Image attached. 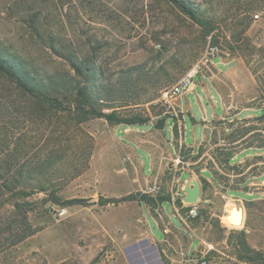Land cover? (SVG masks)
<instances>
[{"label": "rangeland", "instance_id": "rangeland-1", "mask_svg": "<svg viewBox=\"0 0 264 264\" xmlns=\"http://www.w3.org/2000/svg\"><path fill=\"white\" fill-rule=\"evenodd\" d=\"M181 1L193 4L214 23L210 35L171 0H0V58L42 79L50 96L69 99L86 86L94 105L106 113L151 118L147 125L131 127L144 131L137 134L104 119L82 121L73 108L41 111L0 73V170L9 167L19 177L17 190L28 193L13 200L29 204L24 210L34 232L0 254V264H170V258L183 251L188 254L184 264H248L237 260L228 243L233 230L244 231L250 247L264 250V185L257 178L264 175V159L229 165L216 159L218 147L211 140L203 144L201 159L194 162L190 157L181 164L176 141L175 148L166 143L173 139L175 124L181 140L179 121L183 120L187 145L208 135L198 98L206 95L204 84L212 85L203 75L216 71L220 60L196 75L195 88L177 98L176 114L159 102L165 91L191 72L209 45L230 53L224 61L242 64L252 75L244 54L254 53L251 67L259 68L264 77V14L254 19L264 4L251 10L249 0ZM246 78L253 82L251 75ZM216 82L224 90L232 88L222 75ZM261 87L259 98L245 105L263 107L264 78ZM179 105L189 108L199 123L194 124L189 114L183 118ZM203 106L210 120L207 99ZM254 113L262 116L264 111ZM218 114H223L220 102ZM163 118L167 119L164 133H156L154 125ZM234 120L231 131L229 123H215L217 135L212 139L229 147L224 140L238 127ZM199 167L217 172L223 187L206 186L196 174ZM185 169L190 176L184 175V180L195 178L202 186L196 204L183 203L184 208H195V215L176 205L185 195L180 177ZM250 179L251 184H242ZM226 188L249 195L228 196ZM126 196H169L196 240L169 225L167 216L180 224L170 202L155 209L139 199L114 202ZM75 199L84 202L67 204ZM107 200L112 203L105 204ZM238 208L244 219L236 227L232 217ZM2 217H8L6 210ZM156 218L161 228L170 230L163 242L148 235L150 226L156 230ZM192 242L193 248L200 242L197 251H187Z\"/></svg>", "mask_w": 264, "mask_h": 264}, {"label": "trees", "instance_id": "trees-1", "mask_svg": "<svg viewBox=\"0 0 264 264\" xmlns=\"http://www.w3.org/2000/svg\"><path fill=\"white\" fill-rule=\"evenodd\" d=\"M171 1L174 2L184 14L188 15L194 22L199 24L206 31L205 33L207 35H210V33L214 31V23L208 20L205 17L204 12H202L199 8L186 1ZM249 1L251 2L250 4L253 5L252 8H250L251 10L264 4V0ZM262 8L264 7L262 6L261 9ZM245 29L247 30V28ZM240 41L241 40H238V42ZM253 55L254 53L244 54L247 59V66L251 69L260 91L262 89V78L264 77L260 76L259 68L254 69L251 67L250 57H252ZM72 66L78 73H80L75 64H72ZM0 73L9 81L13 82L18 89L23 91L26 96L29 97V99H31L41 111L52 109L66 110L68 108H73L74 111H77L79 113L82 121L97 118L104 119L109 124L114 125L144 126L151 122V118L148 116L144 117L137 114L132 116H121L117 111L106 113L103 110H100L92 102L90 92L86 86H80L77 90L76 96L69 99H63V96L61 94H53L52 96H50L47 93L46 83L42 79L30 76V74L24 71L20 65L11 62L8 59L0 58ZM63 101H68V105L65 106ZM166 121L167 119L164 118L159 119L154 125L155 128L163 129ZM237 122L239 123L238 127L234 128L231 134H227L228 136L224 140L227 141L228 145H230L229 147L226 145H220L217 139H212L213 143L218 147L216 149V159L218 161L222 159L229 165H232L233 158L244 149H264V126L263 128L260 127V125L264 124V114L253 119L237 120ZM214 123H219V121ZM220 123H229L230 127L227 128V130L231 131V129L234 127L233 123H235V120L233 122L230 119H226L221 120ZM213 134L217 135V131H214ZM174 136L177 148H179L181 164L188 163L190 157L194 162L203 157V144L205 143L195 149L188 148L185 145H180V134L178 126L176 124L174 125ZM255 159H264V156H256ZM204 169L208 170L212 174L215 184L219 185L220 188H222L223 185L217 177V172H214L208 167H199L196 170V174L201 176L202 182L208 187L212 186L211 183L204 177V172H202V170ZM18 179L19 177L16 175V173H12L9 167L4 168V170H0V254L8 252L13 247L24 242L27 238L31 237L34 234L28 223L27 211L24 210V206L29 204H27V202L20 203L13 200L14 197L18 196L28 197V193L24 190H17L19 184L16 181ZM246 183L247 182H243L242 184L244 185ZM225 190L228 195L234 194V192L237 191L233 188H226ZM138 199L141 202L149 204L151 209H155L159 204L172 202V199L169 196H159L157 198H147L146 196H144V198H138L137 196H126L114 202L121 203L127 201H135ZM83 202V200L75 199L70 200L69 202H67V204L73 205ZM104 203L108 204L112 203V201L107 200ZM176 205L178 208L188 213L192 209L191 207L184 208L182 200L177 201ZM5 210L8 214L7 218L2 217ZM191 221H196V219ZM228 243L230 246H232L235 256L239 262L248 264H264V250H257L250 247L244 231L233 230L228 239Z\"/></svg>", "mask_w": 264, "mask_h": 264}, {"label": "crops", "instance_id": "crops-1", "mask_svg": "<svg viewBox=\"0 0 264 264\" xmlns=\"http://www.w3.org/2000/svg\"><path fill=\"white\" fill-rule=\"evenodd\" d=\"M215 66V65H214ZM222 66L223 68H227L226 70H222L219 67ZM216 67V71H210L212 74L211 75H203L204 77H206L210 82H211V87H208L207 85H203V91L206 94L204 97H200L198 98V102L199 105L202 109V112L204 113V118L203 121L201 122L204 129H206L209 133L208 135L203 139L202 142L199 143H194V145H187L185 143V139H184V120L183 121H179L180 122V129H181V140H180V144L181 145H185L188 148H197L200 145H202L205 142L211 141L212 137H213V133L214 131H216L217 127L215 125L214 122L219 121V120H226V119H230V120H244V119H253L256 117H259L258 115H256V113H254V110H263L264 111V104L263 107H255L254 105H250V104H246L245 103H252L255 102L259 97V91H258V84L256 82V79L254 77V75L250 74L248 68H246V66L242 65V64H237L235 63L233 60L232 61H224L221 60L219 61V63L217 64ZM245 71V72H244ZM251 75V78L253 79V82L250 81V79L246 78V76ZM223 76L226 80H228V84L232 85V88L230 89V91L224 90L220 84L217 81L218 77ZM227 84V85H228ZM229 86V85H228ZM193 88H195V85L193 84L191 89L189 91H191ZM205 99L208 100V104L210 105L212 111H211V119L208 120L207 116H208V110L207 108H204L203 106V102L205 101ZM218 100V101H217ZM244 101V102H242ZM218 102H220L222 104V108H223V114L219 115L218 114ZM188 108V106H187ZM179 112L183 113V118H185L186 114H189L190 117L193 120L194 124H198L199 122L197 121V119L192 116V113L190 111H188V109L184 108L182 109V107L179 105L178 106ZM244 112H247L246 114H244ZM167 125V121L165 122L164 128L163 129H156V133H164V130L166 128ZM128 132H133V133H137V134H142L144 133V131H139L136 129H132V126H126ZM174 129V126H173ZM165 136V135H164ZM166 143L168 145H171L174 147L175 144V136H174V130H173V139L171 140H166ZM173 155L177 154L176 149H174V152H172ZM244 154V155H243ZM242 155L241 158H239V160L235 163L232 160V165L235 164H241L251 158H254L256 156H264V149H258V148H249V149H244L242 150L240 153H238L234 158L238 157ZM233 158V159H234ZM155 161V160H154ZM158 161L156 159V167H157ZM150 166L151 168H154L155 164L153 163V158L152 156H150ZM202 172H204V177L211 183V185L215 186L217 189H221L219 185L215 184V182L213 181V177L212 174L204 169L202 170ZM184 175L190 176V170H184L181 172V179L184 180ZM254 178V177H253ZM258 178V183H260V185H264V175L257 177ZM252 181L250 179V181L247 182L248 184H251ZM254 183V181H253ZM244 188H246V186H244ZM234 194L239 195V194H245V196L247 197V195H249L248 191H235ZM234 194H230L228 196H234ZM239 197V196H236ZM172 207H173V211H174V215L175 217L178 219L179 221V226H176L172 220L167 216L168 218V223L169 225L174 229L180 232V234H184L186 236H188L191 240H196L194 239V231L192 229H187L186 227L183 226V222H185V220L181 217V215L178 213V210L176 209L174 203H172ZM163 210V209H162ZM164 212V211H163ZM156 223V230H153L150 226V230L148 232L149 237L156 241V242H163L166 239V235L167 233H169V227L166 226L164 229L161 228L160 223L158 221V219H153ZM191 230V231H189ZM157 233H160L162 235L161 238H158ZM156 234V235H155ZM200 246V242L198 247ZM198 247L193 248V242L189 245L187 251H197ZM182 254V255H181ZM181 254H177L175 256H172L170 258V264H184L185 262H187L185 260V257H187L188 254H184V251ZM184 255V257H183ZM184 258V259H183Z\"/></svg>", "mask_w": 264, "mask_h": 264}, {"label": "built area", "instance_id": "built-area-1", "mask_svg": "<svg viewBox=\"0 0 264 264\" xmlns=\"http://www.w3.org/2000/svg\"><path fill=\"white\" fill-rule=\"evenodd\" d=\"M264 14V8L260 10L259 13H255L254 19L258 20ZM231 58V54L221 50L217 45H209L206 52L200 58V60L194 65L191 72L178 82L175 86L165 91L160 98L159 102L168 110V112L177 113L176 109V100L183 93L188 92L192 85L193 79L196 75L201 74L204 70H211V67L214 66L216 59L227 60ZM159 188L156 186V192ZM191 215L196 214V209L192 208L189 212Z\"/></svg>", "mask_w": 264, "mask_h": 264}, {"label": "water", "instance_id": "water-1", "mask_svg": "<svg viewBox=\"0 0 264 264\" xmlns=\"http://www.w3.org/2000/svg\"><path fill=\"white\" fill-rule=\"evenodd\" d=\"M182 190L184 192V197L182 199V202L187 205H194L196 204L200 198L202 193V186L199 180L192 179V180H184ZM238 213H243V219H244V212L242 208H238ZM235 224H242V219L239 217V215L234 219Z\"/></svg>", "mask_w": 264, "mask_h": 264}, {"label": "bare ground", "instance_id": "bare-ground-1", "mask_svg": "<svg viewBox=\"0 0 264 264\" xmlns=\"http://www.w3.org/2000/svg\"><path fill=\"white\" fill-rule=\"evenodd\" d=\"M239 211V210H238ZM238 211H236L234 214H233V217H232V219H233V221H232V223H233V225L234 226H236V227H239V226H241V224H235L236 222H234V219L239 215V217L242 219V221H243V214L242 213H238Z\"/></svg>", "mask_w": 264, "mask_h": 264}]
</instances>
